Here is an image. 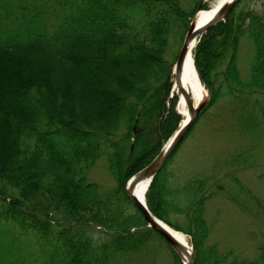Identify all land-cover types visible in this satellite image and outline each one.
<instances>
[{
    "label": "trees",
    "instance_id": "obj_1",
    "mask_svg": "<svg viewBox=\"0 0 264 264\" xmlns=\"http://www.w3.org/2000/svg\"><path fill=\"white\" fill-rule=\"evenodd\" d=\"M203 1L0 0V264H154L148 243L157 234L126 212V184L180 124L175 101L168 109L167 50L182 45ZM247 1L196 47L210 99L187 136L222 102L245 135L264 138V11L243 8ZM93 46L98 65L80 52ZM186 137L154 178L149 209L192 237L194 264H264V246L247 260L209 243L210 179L176 185L169 172ZM103 157L117 183L105 193L89 180ZM40 195L53 209L39 211ZM96 227L107 240L95 242Z\"/></svg>",
    "mask_w": 264,
    "mask_h": 264
},
{
    "label": "rangeland",
    "instance_id": "obj_2",
    "mask_svg": "<svg viewBox=\"0 0 264 264\" xmlns=\"http://www.w3.org/2000/svg\"><path fill=\"white\" fill-rule=\"evenodd\" d=\"M217 1L207 0L202 10H210ZM242 7L264 11V0H249ZM173 45L167 50L168 57L173 59L172 64L180 49L179 45ZM80 52L93 65H98L99 52L96 46L88 49L84 47ZM250 56L251 48L244 45L240 55L242 71L247 72ZM175 95L171 99L170 93L168 109L175 101L174 110L179 112V97L177 99ZM208 101L207 95L204 102L207 104ZM180 117L182 123L183 116ZM233 157L238 159L237 163L230 162ZM239 160H243L247 168L240 166L242 163ZM169 172L176 185L195 177L210 179L206 194L215 195L204 202V217L211 229L210 244H216L222 250H232L242 259L252 260L258 256V249L264 246V138L255 140L245 136L236 114L222 102L218 103L201 117L186 137L169 165ZM89 180L97 183L102 193L117 184L105 157L92 169ZM32 201L41 212L53 209L46 208L48 200L45 196L40 195ZM127 206L128 214L137 212L132 204L128 203ZM141 229L149 230L145 225ZM92 234L95 242H103L109 236L100 227H96ZM183 234L187 236L191 247L192 237ZM20 240L25 246L29 244V249L33 246L31 240ZM148 246V249L155 250L151 257L157 255L156 259L152 258L155 259L154 264H177L174 254L159 236H153Z\"/></svg>",
    "mask_w": 264,
    "mask_h": 264
},
{
    "label": "water",
    "instance_id": "obj_3",
    "mask_svg": "<svg viewBox=\"0 0 264 264\" xmlns=\"http://www.w3.org/2000/svg\"><path fill=\"white\" fill-rule=\"evenodd\" d=\"M241 1L242 0H228L225 4L221 5L215 11L212 18H210L207 22H205V24H203L199 28L195 27V25L192 24L185 38L183 46L179 52V56L176 61V64L174 66L175 86H179L181 83V77H182L185 61H186V58L188 56V53H189V50L192 44L195 43V41L201 34L207 32L209 28L222 22L228 16L231 10ZM183 95L187 101L189 112H190L189 121L186 124H184L182 127H180V129L174 134V136L168 143L167 147L163 148V150L151 162V164H149L146 168L141 170L138 174H136L133 177V179L130 181L128 188H127V194L129 198L134 203L137 210L143 216L147 226L150 227L155 232H157L160 236H162L165 239V241L174 250V252L179 256L182 262L184 260L183 253L186 251L184 246L176 238H174L166 230V228L164 227L165 225L152 214V212L149 210L147 206V202L141 201L135 196L134 191L132 190V185L135 183L146 181V180H149L151 182L153 181L154 177L161 171V169L163 168L168 158L172 155L175 149L179 146V144L181 143L185 134L190 129L192 123L194 122L198 114L204 109L205 107L204 103L201 104L198 108H194L188 94L184 92ZM187 252L190 253L189 264H194L193 263V259H194L193 250L189 251L187 249Z\"/></svg>",
    "mask_w": 264,
    "mask_h": 264
},
{
    "label": "bare ground",
    "instance_id": "obj_4",
    "mask_svg": "<svg viewBox=\"0 0 264 264\" xmlns=\"http://www.w3.org/2000/svg\"><path fill=\"white\" fill-rule=\"evenodd\" d=\"M227 1L228 0H218L216 4L210 10H204V11L199 12L195 19L196 27L202 26L207 20H209L212 17V15L217 10V8L225 4ZM196 44H197V41H195V43L192 44L189 50L188 56L185 61L180 85L174 88V94H176L179 97L178 108H179L180 113L183 116L182 126L186 124L190 118L188 104L183 95L184 92L188 93V95L191 97V99L194 102V106H198L199 104L203 103L207 96V90L204 84L202 83L200 74L197 71V68L195 65L194 49L196 47ZM149 185H150L149 180H146L140 183H135L132 185V190L134 191L135 196L139 200L141 201L146 200V194H147ZM164 227L174 238H176L184 246L186 251L183 253V259H184L183 261H184V264H189L190 253L187 252V248L188 250H191V247L187 239V236L184 235L182 232L176 231L175 229L167 225H165Z\"/></svg>",
    "mask_w": 264,
    "mask_h": 264
}]
</instances>
